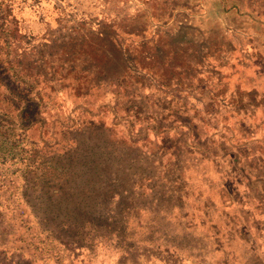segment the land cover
Masks as SVG:
<instances>
[{"label": "rangeland", "instance_id": "obj_1", "mask_svg": "<svg viewBox=\"0 0 264 264\" xmlns=\"http://www.w3.org/2000/svg\"><path fill=\"white\" fill-rule=\"evenodd\" d=\"M0 9V264H264V0Z\"/></svg>", "mask_w": 264, "mask_h": 264}, {"label": "trees", "instance_id": "obj_2", "mask_svg": "<svg viewBox=\"0 0 264 264\" xmlns=\"http://www.w3.org/2000/svg\"><path fill=\"white\" fill-rule=\"evenodd\" d=\"M9 15V14H8ZM7 17L8 16H6V14L4 13V12H2V10L0 9V22L2 23V24H4V23H7L8 21H7ZM12 36V38H13V40H14V42L17 40V31L14 29V31H13V34L11 35ZM129 62V66H131L132 64H134L133 62V60H131L130 59V61H128ZM132 63V64H131ZM128 69H130L129 67H127ZM131 69H133V68H131ZM134 69H137V68H134ZM160 84L162 85V86H166L167 85V83H166V79H162V80H160ZM253 177V178H252ZM262 177V176H261ZM246 179H247V181H248V183L249 184H252V183H254V182H257V181H261V180H263L264 181V178H261L260 179V176H252V175H249V177H247L246 176Z\"/></svg>", "mask_w": 264, "mask_h": 264}]
</instances>
